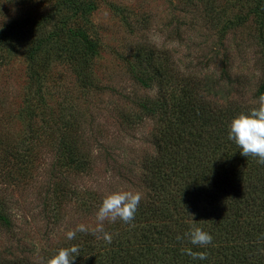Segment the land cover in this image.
<instances>
[{
    "label": "trees",
    "instance_id": "16d2710c",
    "mask_svg": "<svg viewBox=\"0 0 264 264\" xmlns=\"http://www.w3.org/2000/svg\"><path fill=\"white\" fill-rule=\"evenodd\" d=\"M99 1L18 0L8 20L7 6L0 1V73L12 67L21 49L26 63L20 88L6 93L0 88V225L7 231L14 227V192L42 176L39 191L45 210L51 206L58 221L66 197L77 193L72 178L96 167L92 119L81 130L75 120L58 126L45 94L63 79L55 70L57 61L75 71L86 93L111 88L97 84L93 70L99 46L88 16ZM257 8L263 15L264 0H257ZM174 53L142 40L126 59L138 85L157 89L153 96L129 98L137 111L125 114L130 123L146 118L153 122V149L142 163L146 189L137 191L141 201L134 219L104 223L110 243L99 233L93 235L96 227L86 226L90 231L77 232L42 258L28 249L16 253L13 246L1 248L0 264H47L58 249L71 246L79 250L73 264H264V164L242 156L227 135L232 118L256 106L264 80L251 98L242 85L231 97L225 65L219 77L201 76ZM23 117H40L48 129L49 154L21 139L17 127ZM103 152L112 159L108 150ZM89 198L97 211L104 195L94 192ZM193 226L213 236L206 248L184 236ZM185 249L205 252L206 258L193 259Z\"/></svg>",
    "mask_w": 264,
    "mask_h": 264
},
{
    "label": "rangeland",
    "instance_id": "374dc122",
    "mask_svg": "<svg viewBox=\"0 0 264 264\" xmlns=\"http://www.w3.org/2000/svg\"><path fill=\"white\" fill-rule=\"evenodd\" d=\"M17 1L2 0L7 6L4 10L7 20ZM88 17L99 46L93 59L95 82L111 88L88 94L75 71L57 61L55 70L63 79L45 95L56 112L58 126L75 120L81 130L92 119L93 133L104 146L101 148L91 140L96 167L90 174L72 178L78 194L66 197L60 220L51 216V206L45 210L39 191L42 176L36 177L37 181L30 182L26 189L14 192V227L11 232L0 225V249L13 246L16 253L28 249V253L42 258L67 239L66 233L74 231L77 225L97 227L90 193L106 196L117 190L146 189L141 180L142 163L153 149V122L146 118L140 123H130L125 114L137 111L131 98L153 96L157 89H144L128 71L126 59L131 57L137 42L153 41L172 50L201 76L219 77L225 65L232 80L231 97L238 95L242 85L248 90L246 97L251 98L264 80V13L258 11L257 0H100ZM17 54L12 67L0 73L3 93L20 88V80L24 79L25 55L22 49ZM18 125L25 144L34 146L40 154H49L48 129L40 117H23ZM104 148L112 159L105 157ZM83 193L88 201L83 200Z\"/></svg>",
    "mask_w": 264,
    "mask_h": 264
},
{
    "label": "clouds",
    "instance_id": "9594fccd",
    "mask_svg": "<svg viewBox=\"0 0 264 264\" xmlns=\"http://www.w3.org/2000/svg\"><path fill=\"white\" fill-rule=\"evenodd\" d=\"M227 135L228 139L239 147L242 156L248 157L251 155L257 158L258 163L264 164V93L257 98L255 107L232 118L228 125ZM140 201L141 194L132 191L117 190L104 196L96 211L98 224L93 231V235L99 233L105 241L110 243L111 236L104 231L103 222L105 220L115 222L117 219L124 223L131 222ZM87 231L90 230L85 225H77L74 231L69 230L66 233V237L68 240H72L77 232ZM184 236L192 245L201 248H206L213 241V236L209 232L196 226L191 227L189 231L184 233ZM177 239H180V237L178 236ZM78 251L76 246L58 249L49 258L47 264H73ZM184 251L193 259L204 260L206 258L205 252H193L191 249H185Z\"/></svg>",
    "mask_w": 264,
    "mask_h": 264
}]
</instances>
